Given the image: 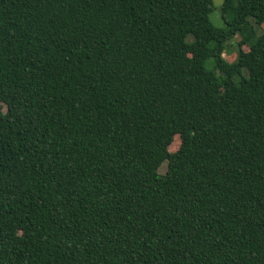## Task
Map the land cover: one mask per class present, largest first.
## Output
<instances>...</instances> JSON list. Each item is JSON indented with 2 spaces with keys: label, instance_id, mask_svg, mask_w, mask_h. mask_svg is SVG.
I'll return each instance as SVG.
<instances>
[{
  "label": "trees",
  "instance_id": "obj_1",
  "mask_svg": "<svg viewBox=\"0 0 264 264\" xmlns=\"http://www.w3.org/2000/svg\"><path fill=\"white\" fill-rule=\"evenodd\" d=\"M218 10L0 0V264H264V0Z\"/></svg>",
  "mask_w": 264,
  "mask_h": 264
},
{
  "label": "rangeland",
  "instance_id": "obj_2",
  "mask_svg": "<svg viewBox=\"0 0 264 264\" xmlns=\"http://www.w3.org/2000/svg\"><path fill=\"white\" fill-rule=\"evenodd\" d=\"M213 2H214V11H213V14L211 16V19L216 25H221L220 16H219V10L218 9H219V7L221 5L222 0H213ZM257 29H258V31L264 30V23L260 24L257 27ZM238 38L239 37H237V39H235V40L230 42L231 43V45H230L231 48L234 49L236 47V42L235 41L238 40ZM242 49L247 50V47L243 46ZM223 57H224V59H226L228 61H233L236 58V52H235V50H233L230 53L224 52L223 53ZM178 144H179V140H178L177 137H175L173 142L169 146L170 151H173V150L177 149Z\"/></svg>",
  "mask_w": 264,
  "mask_h": 264
}]
</instances>
